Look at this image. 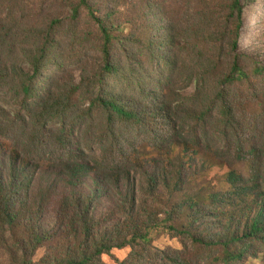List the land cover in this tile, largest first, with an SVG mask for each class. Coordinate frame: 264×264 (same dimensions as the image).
Returning <instances> with one entry per match:
<instances>
[{
    "label": "trees",
    "instance_id": "obj_1",
    "mask_svg": "<svg viewBox=\"0 0 264 264\" xmlns=\"http://www.w3.org/2000/svg\"><path fill=\"white\" fill-rule=\"evenodd\" d=\"M80 7L87 10L101 36V65L97 69L82 67L79 83L48 98L39 92V77L57 55L52 31L59 20L46 28L31 24L25 29L7 25L0 17V245L5 246L3 254L8 264H37L32 258L35 250L55 240L67 247L56 254L47 252L43 264H105L104 254L128 245L135 250L122 264L145 263V258L153 256L148 246L153 242V231L161 230L162 223L155 219L161 213L167 216L165 230L192 244L161 251L163 264H193L195 260L199 264H245L249 259L264 264V152H244L247 144L255 145L252 141L237 143L232 152L229 143L237 129L232 119L242 103L237 88L252 87L255 99L264 94L258 90L259 85L264 90V64H254L250 73L241 65L242 59H248L238 51L242 0H232L225 6L230 15H224L221 21L214 12H196L193 23L183 29L185 39L190 34L195 37L194 72L186 74L184 69L182 73L193 76L196 93L178 96L166 89L139 94L133 76L132 30L128 21L113 19L119 9L107 10L106 18L111 19L107 22L90 0H80L72 10L74 17H78ZM233 18L235 29H229ZM13 29L16 32L12 34ZM226 45L233 56L228 74L220 71ZM138 96H154L160 113L156 119L162 120L168 132L165 139L154 136L149 140L150 158L146 163L138 157L123 158L121 152L124 130L119 124L140 128L151 119V111L141 110L136 102ZM262 103L259 105L264 110V97ZM95 129L96 138L107 149L103 156L90 158L87 134ZM216 135L218 143L210 144ZM129 136V144L134 145L133 133ZM256 139L260 140V135H255ZM213 145L232 161L249 163L245 174L231 167L225 175L226 183L234 190L238 214H219L223 207L213 210L225 201L222 192L208 194L202 188L189 189L201 174L193 171L197 165L195 155ZM176 148L181 151L176 153ZM143 159H147L145 154ZM175 159L180 161L176 168ZM130 165L147 179L143 181L147 182L143 197L145 184L141 183L138 192L129 179L122 183L120 179L112 180L119 169ZM88 178L92 179L91 186L86 183ZM112 188L125 191L129 198L128 214H122L124 233L117 229L115 236L96 240V204L111 195ZM165 195L170 201L161 212L157 203ZM208 210L210 214H205ZM37 213H56L54 225L60 228L53 225L46 229L41 224L35 228ZM202 219L216 221L218 231L203 236L215 229L209 228L212 222L209 226L202 224ZM31 223L33 228L29 227ZM18 228H24V234H19ZM79 240L82 247L75 245ZM171 252L176 257H171ZM205 253L214 257L205 258Z\"/></svg>",
    "mask_w": 264,
    "mask_h": 264
},
{
    "label": "rangeland",
    "instance_id": "obj_2",
    "mask_svg": "<svg viewBox=\"0 0 264 264\" xmlns=\"http://www.w3.org/2000/svg\"><path fill=\"white\" fill-rule=\"evenodd\" d=\"M79 2L80 0H2V4H0L1 21L7 25H19L20 28L29 29L25 25L31 26L32 24V26L46 28L53 20H59L52 31L53 50L57 55L43 68L42 75L39 77L41 79L39 92L44 98H48L51 94L56 95L58 91H63L65 88L70 89L72 84L79 83L82 67L88 66L89 69H97L101 65V36L97 26L90 20L84 7H80L78 17L73 16L72 10L79 5ZM90 3L100 10L98 15L107 22L111 20L106 18L107 10L110 8L120 10L119 14L113 16V19L117 18L121 22L128 21V27L133 33L135 50L134 83L139 94L145 91L153 92L166 89L178 96L196 93L193 76H185L182 73L184 69L186 74L194 72L195 37L190 34L185 39L181 32L193 23L196 12L204 14H207L205 12H214L213 15L221 21L224 15H230L225 6L231 4L232 0H90ZM242 4L244 6L243 21L239 29L238 51L248 57L247 60H241V65L247 73H250L254 64H264V0H242ZM212 20L215 21V18ZM234 21V18L230 20L229 29H235ZM15 32L16 29H13L12 34ZM155 46L157 47L155 48ZM228 52L229 48L226 45L225 60L220 63V71L227 74L233 58ZM258 90L260 93L264 91L260 85ZM236 91L242 98V103L236 109L232 119L234 129H237L235 134L230 135V150L234 152L237 143L246 145V141H252L255 145L247 144L244 152L250 153L253 149L256 151L263 149L262 152H264V110L259 105L263 102L264 94L255 99V91L248 85H242ZM136 102L141 110L151 111V119L145 121V124L140 128L132 125L127 127L124 123L119 124L120 129L124 130L122 138L124 144L121 152L123 158L124 155L131 158L138 157L140 161L146 163L150 158L149 140L154 136L157 140L165 139L168 132L164 129L162 120L156 119L157 114L160 113H158V103L154 102V96H146V98L138 96ZM52 127L56 129L57 125ZM130 133L134 135L132 136L136 141L134 145L129 144ZM97 135V129L87 134L88 147L86 149L88 155L89 153L91 155L90 158L103 156V151L106 152L107 149L101 146L103 142L96 138ZM255 135H260V140H254ZM128 138L129 140H127ZM218 140L216 135L209 140V143H218ZM213 147L202 148L200 153L195 155L197 165L193 171L204 175L199 174V178L195 179L189 189L194 191L202 188L208 194L222 192L225 201L216 204L213 210L223 207L224 211L219 214H238L240 210L237 207L234 190L226 183L225 175L231 167H236L245 174L248 171L249 163H242L234 159L232 161L225 155V152L217 150L216 145ZM180 151V148L175 150L176 153ZM144 154L147 159H143ZM165 154H167L166 151H164ZM179 162L178 159L174 160V168L179 166ZM215 162H225V164L214 165ZM99 172L103 173V170L99 169ZM116 179H120V183L129 179L134 182L138 192L141 190V183L145 184L142 187L141 196L143 197L146 192L147 182L143 181H147V179L140 177L133 165L122 170L119 169V172L112 178L113 182ZM86 183L91 186L92 179L88 178ZM226 192L227 194H225ZM169 201L170 197L165 195L162 201L157 203L158 210L164 212L163 209ZM128 202L129 198L125 191L113 188L111 195L97 202L94 212L99 224L96 240L107 239L111 235L115 236L117 229L124 233L122 224L125 217L122 214H128ZM210 211L208 210V213L205 214H210ZM164 214L166 213L155 217L162 223V226L160 231H153V242L148 246V249H152L153 256L147 255L145 263L140 262L139 264H163L164 255L161 251L184 249V245L191 247V241H185L183 236L165 230L167 216ZM55 215L56 213H37L35 218L38 223L35 228L40 224L46 229L53 228L56 220ZM210 220L202 219L201 223L209 226V222H212L209 228L215 230L210 233L204 232L203 236H212L219 229L216 228V221ZM55 226L60 228L59 224H55ZM29 227L33 228L34 224L31 223ZM23 229H17L19 234H24ZM70 245L72 246V243ZM75 245L82 247L81 240L76 241ZM4 247L0 245V264L9 263L3 254ZM66 247L61 240H55L52 244L48 243L37 248L32 258L37 264H43L42 258L47 252L56 254ZM134 250L132 245L122 249L114 248L110 254H104L102 260L105 264H122ZM209 253L211 252L209 251ZM209 253H205V258L214 257ZM170 255L176 257L172 252ZM194 258L199 261L198 257ZM193 264L199 263L195 260ZM245 264H260V260L249 259L245 261Z\"/></svg>",
    "mask_w": 264,
    "mask_h": 264
}]
</instances>
